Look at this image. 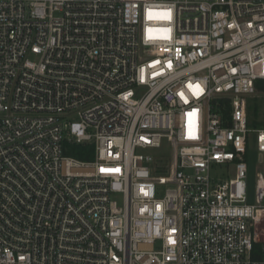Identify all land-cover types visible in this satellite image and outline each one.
Instances as JSON below:
<instances>
[{
    "label": "built area",
    "instance_id": "built-area-1",
    "mask_svg": "<svg viewBox=\"0 0 264 264\" xmlns=\"http://www.w3.org/2000/svg\"><path fill=\"white\" fill-rule=\"evenodd\" d=\"M259 83L264 0H0V264H264Z\"/></svg>",
    "mask_w": 264,
    "mask_h": 264
},
{
    "label": "rangeland",
    "instance_id": "rangeland-1",
    "mask_svg": "<svg viewBox=\"0 0 264 264\" xmlns=\"http://www.w3.org/2000/svg\"><path fill=\"white\" fill-rule=\"evenodd\" d=\"M254 136H252V139L250 141L249 145V151L247 153V164H248V193L251 200V195L254 190V183H255V176L258 171H261L264 173V154H260L255 149V141ZM145 153L152 154L153 152L157 153H164L168 154L170 153V148L167 140H163L162 146L160 149L153 151V150H145Z\"/></svg>",
    "mask_w": 264,
    "mask_h": 264
},
{
    "label": "trees",
    "instance_id": "trees-1",
    "mask_svg": "<svg viewBox=\"0 0 264 264\" xmlns=\"http://www.w3.org/2000/svg\"><path fill=\"white\" fill-rule=\"evenodd\" d=\"M259 89H264V83L258 84ZM249 126H255L254 120L252 117H249ZM64 153L66 155L75 157L79 160L89 161L93 159L94 156V147L92 144H75L71 146H66L64 148ZM260 245L256 244L255 248L258 250ZM257 253V252H256Z\"/></svg>",
    "mask_w": 264,
    "mask_h": 264
}]
</instances>
